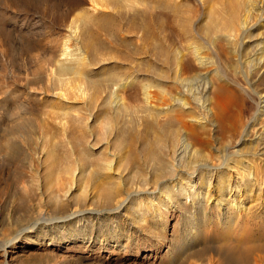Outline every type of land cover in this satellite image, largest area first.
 Wrapping results in <instances>:
<instances>
[{
    "label": "rangeland",
    "instance_id": "374dc122",
    "mask_svg": "<svg viewBox=\"0 0 264 264\" xmlns=\"http://www.w3.org/2000/svg\"><path fill=\"white\" fill-rule=\"evenodd\" d=\"M106 1L108 0H0V238L4 237L3 234H7V237L11 236L14 231L27 226L31 221L30 219L36 216L44 219V217H55L69 213L73 208L103 210L112 207L113 201L105 198L108 187L105 185L107 179L103 178L104 171L114 176L120 172L124 173L122 186H127H124L126 189L128 187L133 189L132 187L137 184L143 186L149 179L148 183L151 184L155 174H158L156 181L159 182L166 177H163V173L159 170L160 166L152 164L146 156H143L147 151L145 144H143L145 143L144 138L149 137L151 132L143 129V125L138 126L139 129L133 125L134 122L131 121L133 110L131 107H127V101L124 102V105L126 104L125 110L128 108L129 114L126 115L125 110H123L122 114H125L126 117L123 115L118 118L114 117L111 113L112 109L108 110L110 107L106 106V108L104 105L106 92L100 93L96 96L97 98H92L88 91L85 98H82L78 95L80 93L78 88L83 86L81 77L79 75L77 77L73 71H71L73 74L69 73L70 71L60 74V65L62 61L65 63L64 60L69 56H74L69 57V61L66 60L68 63L65 64H71L75 58L82 56V52L85 56L87 55L86 60L88 62L90 60L89 69L92 70L91 74L94 75L95 79L100 80L101 83L99 84L110 86L111 80L118 84L133 75H138L140 78H146L149 81H154L155 78L157 81L156 78H161V74L169 75L170 69L174 65L170 48H164L161 45V42L162 44L164 42L162 41L163 38L169 36V40L170 37L173 39L172 32L176 35L182 34L179 25L183 19L181 16L185 14L184 19L189 18L187 20L191 19L190 21L195 22L203 14V9L198 0H189V3L182 6L185 11L181 8L178 16L173 12L171 14V10L162 8L161 2L163 0H138L139 4L136 5L135 9L126 10V12L120 10L119 16V11L117 13L114 11L113 14L110 9L107 11L101 9L99 5ZM93 4L95 7L92 6ZM86 12L93 17L98 16L97 13L100 12L99 15L101 16L111 12L108 17L115 20L112 22L111 19L112 26L109 28L108 25H111L108 22L109 19L103 21L104 25L99 23L103 28L98 23L99 26L89 24L90 43L93 38L99 40L98 42L101 44L96 43L97 40H93L94 44L98 45V47L94 45L95 48L93 49H91L92 46L90 48V45L82 43L84 41L79 36L84 19L81 14H88ZM129 22L135 23L132 24L133 27L130 23L132 29L127 24ZM136 22L138 26H136ZM199 24L198 22L195 28H198ZM92 26L93 28H89ZM134 27L141 28L135 29ZM140 29L141 33L139 32ZM145 29L150 31L146 38L143 37L144 33H148L144 31ZM140 34L142 38H139ZM153 38L155 42H152ZM154 43L157 44V49L152 48L155 46ZM99 45L103 47L100 48ZM86 46L90 49H87ZM66 50L67 52H65ZM152 50H155L156 53ZM150 51L151 53H149ZM65 53H69V56ZM63 54L66 58H63ZM88 54L95 58L89 57ZM167 56H170L168 59L169 66L167 63H162L165 62ZM101 57L107 59L102 60ZM70 58L72 59L70 60ZM160 59H162L161 62ZM55 61L58 64L60 62L59 66ZM154 64L155 66L159 64V67L157 66L156 69ZM160 66L162 67L160 68ZM154 68L155 71H153ZM163 69L170 71V73L162 72ZM159 72L162 73L159 74ZM75 86L76 88H74ZM69 89L71 90L69 91ZM57 90L64 93L65 99L63 101H56L54 98V93L58 92ZM32 94H36L38 97L43 96L44 101L35 100L36 96H32ZM96 104L98 107L95 106ZM69 105L71 108L75 107L76 111L78 110L80 118L65 117L62 110L65 106L70 107ZM249 109H252L251 106ZM75 110L74 113H76ZM140 113L142 114L141 111H138L139 115H141ZM88 114H92V116L86 124ZM106 117L107 121L114 117V122H107ZM103 119L105 122L102 121ZM148 121L147 119L144 120V125L146 122L149 123ZM115 123L118 124L116 127L119 131L124 128L123 130L127 131L126 134L138 133L133 143L126 145L114 139L119 132L114 125ZM129 123L132 125L129 126ZM177 123L171 129L179 128L180 125ZM106 127L110 130L105 131ZM159 147L163 153L158 152L160 151ZM159 147L157 149L152 147V149L154 148L155 150H153L159 154L158 157L163 159L168 149L163 144ZM140 151L144 154H141ZM108 162L112 164V169L109 171L105 170ZM135 179L136 181H133ZM55 189L56 193L58 192L59 196L63 197L64 202L53 203L50 198L48 200V191L53 192ZM99 192L103 194L100 193L99 195ZM100 196L104 197L101 198ZM48 202L51 204L50 206ZM129 206L131 207V204ZM123 212L117 218H113L103 211L99 213L96 211L86 212L84 220L80 222V226L86 224L79 229L81 231L79 235L85 238L84 243L81 244L76 242L81 238H70L66 234L61 240V242L65 240L66 246L64 243L54 246L53 244L41 245L19 242L16 249L8 248L10 264H194L195 262V264H205L200 261L198 256L185 251L172 252L173 254L169 256L164 254L167 246H170L171 250L175 249L174 247L178 245L181 236L180 216L177 217V213L168 217L166 228H162L158 218L152 216L151 213L146 217L144 223L139 222L132 226L131 222L122 216ZM126 214L129 218V212ZM257 220L255 224L253 223L247 228V233L251 234L245 233L242 236L241 240L244 239V242H239V248H243L244 245V248L255 246L259 244V241L264 240L263 211L260 213L259 221ZM174 226L176 230H173ZM49 229L50 227L44 228L45 233L48 234L45 235V238L51 236ZM127 233L130 234V239H124L123 234L126 235ZM118 241L121 242L118 243L121 245L115 247L114 250L103 248L107 243L117 245L116 242ZM220 241L217 242L216 240L215 244L224 243ZM235 243L237 244V242ZM1 255L0 262L2 261Z\"/></svg>",
    "mask_w": 264,
    "mask_h": 264
},
{
    "label": "bare ground",
    "instance_id": "6f19581e",
    "mask_svg": "<svg viewBox=\"0 0 264 264\" xmlns=\"http://www.w3.org/2000/svg\"><path fill=\"white\" fill-rule=\"evenodd\" d=\"M198 2L203 9L200 18L192 22L191 19L187 20L189 18L184 19L186 17L184 12L182 13L184 16H181L183 19L179 22L182 34L178 32L180 34L176 35L172 32L174 37L173 39L170 37V40L169 36H161L164 37L162 40L164 42L163 44L161 42V45L164 48H170L174 65L170 69L171 73L163 69L162 72L165 71L170 74H161V78H156L157 81L154 78L155 82L140 78L132 73L133 76L118 84L112 80L110 86L99 84L101 83L100 80L97 81L98 78L95 79L94 75L91 74L92 70L89 69L90 60L89 63L86 60L87 55L85 56L82 52V56L75 58L71 64L65 63H68L69 57L74 56H69L70 52L65 53L69 56L68 61L66 59L64 60L65 63L62 61L60 65V74L69 71V73H72L71 71H73L77 77L78 75L81 77L83 86L78 88L80 91L78 95L82 98H85L88 91L92 98L106 92L104 105L110 107L108 110L112 109L111 113L114 117L118 118L125 115L122 112L126 108L124 102L127 101V107H131L133 110L132 115L136 114L135 116L131 115L133 125L136 128L143 125V129L145 128L151 132L149 137L144 138L145 143L143 144L147 148L146 154L140 151L141 154H144L143 156H146L152 164L160 166L159 170L163 173V177H166L159 182L156 181L158 180V174H155L151 184L148 183L149 179L148 182L146 181L147 183L144 182L143 186L137 184L132 187L133 189H129V187L126 189L124 188L125 185L122 186L124 173L120 172L117 176H114L103 170V178L107 179L105 185L108 187L105 198L113 201L112 207L103 210L73 208L71 212L60 216L44 217V219L37 216L33 217L27 226L16 232L14 231V234L9 237H7V234H3L4 237L0 238V255L2 253L0 264H10L8 248L16 249L19 242L59 246L64 243L65 240L62 242L61 240L66 234L70 238H81L76 242L84 243L85 238L79 235L81 232L79 229L86 226V224L80 226V222L84 220L86 212L91 213L94 211L98 213L100 211L106 212L113 218H117L124 211L122 216L129 220L132 226L139 222L144 223L146 217L151 213L152 216L158 218L162 228H166L168 217L177 213V217L180 216L181 236L174 250L167 246L164 251L165 255L169 256L174 252L185 251L198 256L200 261L205 264H259V262L264 264V240L259 241V244L255 246L246 248H244L245 245L242 246L243 248H239L238 245L240 241L244 240H241V238L247 233V228L251 224H255L257 219L259 221L260 213L264 212V0H198ZM161 3L163 9L171 10V14L178 15L181 8L183 9L182 6L189 3V0H163ZM137 4H139L138 0H108L99 6L103 10L106 9V11L110 9L113 14L114 11L116 13L119 11L120 16V10L126 12V10L135 9ZM89 14H81L84 19L83 23L80 22L83 25L80 24L82 28L79 36L84 41L82 43L90 45V48L92 46L91 49H93L96 46L94 41L97 39L92 38V41L94 40L93 44L92 41L90 43L89 24H103L104 20L109 19L108 22L111 24L108 25L109 28L115 20L112 17L109 18V14H102L101 16L97 13L98 16L96 17ZM198 22L200 24L197 26L198 28H195ZM130 23L131 25L135 24L133 22L127 24L130 26ZM100 26L103 28L102 25ZM106 26L105 28H107ZM136 26H138V23ZM89 28H93V26ZM162 28L164 27L162 26ZM144 31L148 32L144 33L143 37L146 38L150 31L148 29ZM139 32L141 33V29ZM139 38H142L141 34ZM98 41L96 43H99ZM152 42H155L154 38ZM82 43L80 42V44ZM174 44L175 47H173ZM88 46H86L87 49H90ZM65 48L67 49V47ZM152 48L157 49V44ZM85 51L87 50L85 49ZM153 51L155 52V50ZM73 54L75 55V53ZM90 56L95 58L92 55ZM104 57H101V59H107ZM63 58H66V56ZM169 58L170 56H167L165 62L162 63L168 64ZM160 62L158 63L160 64ZM145 65L147 64L145 63ZM157 66H155L156 69ZM155 68L153 71H155ZM160 68L159 70H161ZM137 69H135L136 72ZM162 72H159V74ZM72 83H74L73 80ZM33 95L36 96V94ZM35 98V100L44 101L43 96H36ZM54 98L56 101H63L65 99L64 93L61 91L55 92ZM250 106L251 110L249 109ZM75 109V107L65 106L62 112L65 117L80 118L78 110ZM74 110L76 113L73 112ZM127 110L124 111L126 115L129 114ZM138 111H141L142 114L139 115ZM91 116L92 114H88L86 122H83L87 124ZM113 118L109 119L112 123L114 122ZM145 118L150 121L144 125ZM177 122L180 125L179 128L175 127L177 129L172 128V130L171 127L175 126L174 124ZM131 123H129V126L132 125ZM107 125L109 126V123ZM114 125L116 127L118 124L115 123ZM116 128L118 130V127ZM136 128L135 130L139 129V127ZM123 129H121L122 131L118 130L119 132L114 139L122 144L130 145L138 136V133L126 134L127 131ZM130 129L132 130L131 127ZM108 130L110 129L106 127L105 131ZM141 133L143 132L141 131ZM161 144L168 149L165 150L166 153L163 159L159 158V154L154 151V148L157 149ZM119 145L121 146V144ZM122 147L120 148L122 149ZM152 147H154V150ZM158 152H162V150L160 149ZM111 169L112 164L108 162L105 170L109 171ZM133 181H136V179ZM48 193V200L50 198L53 203L63 201V197H60L58 192L56 193V189L53 192L48 191ZM130 204L131 207H128ZM126 212H129V218ZM46 227H50L51 236L49 238H45V235H48L44 231ZM123 237L124 239H130V234H123ZM88 240L90 241V239ZM216 240L217 242L221 240L220 242L223 241L224 243L216 245ZM233 242H237V244L234 245ZM116 243L117 245L107 243L103 248L114 250L115 247L121 245L118 244L121 243L120 241ZM232 243L233 245H231ZM64 246H66L65 243ZM186 256L188 257V254ZM186 256L184 255V257Z\"/></svg>",
    "mask_w": 264,
    "mask_h": 264
}]
</instances>
